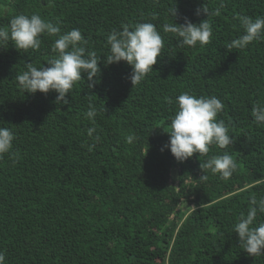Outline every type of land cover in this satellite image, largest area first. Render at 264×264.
Returning <instances> with one entry per match:
<instances>
[{
	"label": "trees",
	"instance_id": "16d2710c",
	"mask_svg": "<svg viewBox=\"0 0 264 264\" xmlns=\"http://www.w3.org/2000/svg\"><path fill=\"white\" fill-rule=\"evenodd\" d=\"M204 4L219 14L196 15ZM21 13L39 14L60 34L80 29L86 48L101 56V71L92 88L82 73L69 105H58L55 92L30 94L16 80L27 63L47 66L58 35L42 34L38 50L0 48V126L15 133L16 153L0 158L5 264H264V255H248L233 232L250 199L264 197V126L251 116L252 106L264 103V39L227 49L243 33L240 15L264 18V0H0V27ZM184 17L207 19L209 43L180 47L163 31ZM139 22L156 25L164 48L153 71L132 86L129 65L102 61L110 31ZM184 92L222 101L217 120L231 145H209L206 155L183 162L160 150ZM89 105L97 110L95 125L84 115ZM93 126L101 139L89 150ZM226 153L236 163L231 177L203 168ZM260 222L258 212L254 224Z\"/></svg>",
	"mask_w": 264,
	"mask_h": 264
},
{
	"label": "clouds",
	"instance_id": "9594fccd",
	"mask_svg": "<svg viewBox=\"0 0 264 264\" xmlns=\"http://www.w3.org/2000/svg\"><path fill=\"white\" fill-rule=\"evenodd\" d=\"M51 5L52 0H48ZM223 5H221L222 7ZM203 12L208 16L218 15L219 9L210 11L205 4L195 10L196 15ZM170 17L177 16V9L169 10ZM155 19V17H153ZM243 33L227 44V49H244L251 42L264 39V18L240 15L238 17ZM165 33H171L176 38L180 47L203 46L209 43L212 37V29L206 20L193 23L188 17L183 18V23L173 21L163 25ZM59 26L46 21L39 14L25 15L23 13L13 16L8 26L0 27V48L11 43L18 51L27 52L29 49L38 50L41 47V35H58L51 44V51L55 56L48 60L47 66L37 68L32 63H27L26 70L16 77L18 87L24 92L35 94L37 91L47 94L55 92V103L69 105L67 94H70L74 85L82 80V73L86 74L88 87L96 84L101 71L99 64L101 56L86 48L87 41L80 29L74 28L63 34ZM108 53L103 56L102 63L107 66L121 61L130 66L131 72L128 80L131 85H138L145 76L153 71V65L164 48V40L156 25L148 22H139L135 25H124L122 29H112L106 37ZM172 104L171 98H166ZM176 111L170 117L169 140L161 147L163 152L167 149L177 162H183L192 157L194 153L201 156L209 152V145L215 144L220 148H226L233 143L229 129L223 120H217V115L223 111L224 105L215 96H196L189 92L178 95L175 99ZM95 125L97 110L89 105L84 114ZM251 116L258 126H264V103L254 104L251 108ZM95 126L87 129V136L94 141L89 150L95 147L101 137L94 135ZM15 133L8 127L0 126V158L9 154L10 158L16 153L12 152ZM128 143L135 140L134 135H129ZM204 169L213 174H219L227 179L232 176L236 163L232 156L224 154L212 156L203 164ZM200 180H207L206 175H201ZM250 207L247 213H240L237 222L233 226V232L238 236L240 248L250 256L264 255V222L254 224L257 214L264 213V197L250 199ZM0 264H5V253L0 251Z\"/></svg>",
	"mask_w": 264,
	"mask_h": 264
},
{
	"label": "rangeland",
	"instance_id": "374dc122",
	"mask_svg": "<svg viewBox=\"0 0 264 264\" xmlns=\"http://www.w3.org/2000/svg\"><path fill=\"white\" fill-rule=\"evenodd\" d=\"M171 179L176 181L177 178H176V172L175 171L172 172Z\"/></svg>",
	"mask_w": 264,
	"mask_h": 264
}]
</instances>
